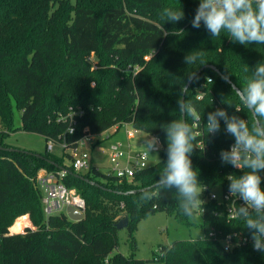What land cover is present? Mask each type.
I'll return each instance as SVG.
<instances>
[{
  "label": "trees",
  "instance_id": "obj_1",
  "mask_svg": "<svg viewBox=\"0 0 264 264\" xmlns=\"http://www.w3.org/2000/svg\"><path fill=\"white\" fill-rule=\"evenodd\" d=\"M198 3L0 0V146L13 147L5 137L17 129L37 132L46 143L50 139L64 143L62 155L46 150L42 158L23 150L0 149V264H264V253L254 251L251 241L231 250L224 248L225 235L236 232L250 237V233L242 221L228 217V202L206 198L215 187L228 190L229 174L243 172L221 164L220 150L234 142L223 131V121L221 131L211 136L204 125L207 113L220 107L229 114L241 107L235 114L251 120L231 84L222 77L227 74L233 84L242 87L252 68L264 61V44L244 46L227 33L211 37L203 25L192 28ZM169 7L183 10L184 19L171 23L162 18L163 9ZM190 53L197 61L186 64ZM206 65L215 66L223 76ZM192 75L196 76L184 99L196 105L201 117L199 148L191 156L206 187L201 195L205 202L196 216L200 214L199 222L181 213L175 189L147 201L140 198L141 191L124 194L149 187L159 178L167 159L161 125L179 118L180 89ZM197 91L204 92L203 99H195ZM14 106L21 111L19 127L14 122ZM188 122L195 121L189 118ZM124 124L160 138L157 162L132 180L120 179L93 163L84 172L75 170L71 152L86 134L96 136ZM62 167L67 170L61 182L86 203L79 221L62 210L45 211L39 174H57ZM157 211L174 215L189 226L199 223L203 236L162 244L149 259L114 252L120 218L128 217L127 228L133 237L137 223ZM24 214H29L34 228L11 233L10 227ZM21 218L17 229L27 222L26 217Z\"/></svg>",
  "mask_w": 264,
  "mask_h": 264
},
{
  "label": "clouds",
  "instance_id": "obj_2",
  "mask_svg": "<svg viewBox=\"0 0 264 264\" xmlns=\"http://www.w3.org/2000/svg\"><path fill=\"white\" fill-rule=\"evenodd\" d=\"M161 16L167 22L177 23L184 19L185 13L169 7L163 9ZM201 25L211 37H219L224 32L240 45L264 44V0H199L191 26L199 29ZM197 58L190 53L184 62L192 64ZM193 78L194 75L189 80ZM222 78L231 84L230 76L225 74ZM231 90L239 104L251 114V120L235 114L241 112V107H234L232 114L220 107L207 113L204 125L211 136L221 131L223 121V131L234 138L228 149L219 152L222 165H230L243 172L240 176H227L228 194L243 202L231 215L242 221L250 233L252 249L264 253V176L261 175L264 172V61L252 68L242 87L231 84ZM189 91L186 84L180 89L181 96L176 104L179 118L161 125L167 143L163 170L159 178L142 189L139 195L147 201L153 195L175 189L181 213L195 219L204 203L201 199L204 187L191 159L194 149L199 148L196 142L201 135L198 130L201 117L196 105L183 98L188 96ZM203 95L204 92L197 91L195 99L201 100ZM189 118L197 124H190ZM146 147L148 151L159 152L160 138L152 136L146 141Z\"/></svg>",
  "mask_w": 264,
  "mask_h": 264
},
{
  "label": "rangeland",
  "instance_id": "obj_3",
  "mask_svg": "<svg viewBox=\"0 0 264 264\" xmlns=\"http://www.w3.org/2000/svg\"><path fill=\"white\" fill-rule=\"evenodd\" d=\"M94 56H95L94 54L91 55L92 59L94 58ZM14 122L16 127H19L21 125V111H19L15 106H14ZM129 128L131 129V127ZM127 129L128 128L125 125H123V127H121V129L118 131V134L116 136L114 131H109V135L112 134V140L121 138L123 144L125 145V148H126V144L128 143V139L126 137ZM107 134L104 132L102 134L94 136L93 141H90L91 144L81 143L78 146L77 151L81 152L82 150L85 149L91 152V150L93 149L92 146L93 142H96L98 146H100L99 144L101 143L103 144L106 141H107L106 143L109 144L108 141L109 139L103 141V139H105ZM148 139H150V136L147 135V133L141 131L135 133V135L131 136L129 139V142L131 144L130 152L133 153L135 151H143V150L148 151L146 147V141ZM5 141L8 144L12 145L13 147L25 151H30L33 153L42 154L46 150H48V151H53L58 155L63 154V149L60 144L46 143L44 136L37 132L17 129L6 135ZM97 141L100 142L102 141V142L97 143ZM94 154L96 156L98 163L101 166V170L106 171L107 169L105 165L108 162L107 157L105 155L100 156L98 149L94 151ZM148 154H149V161H148L149 165L154 164L160 159L159 152L148 151ZM66 161L71 162V158L67 157ZM81 171L84 172L85 170H81ZM214 190L216 192H220V190L216 189V187L214 188ZM66 209L67 207L64 206L61 210L66 212ZM21 220H25V218L23 217L21 218ZM200 220L201 217L200 214H198V217L196 218V222H199ZM15 225L13 229L17 230ZM116 234L118 239V245L114 249V252H122L127 256L133 254L134 257L136 258L149 259L153 256L154 253L153 251L158 250L160 245L171 244L174 240L177 239L201 238L203 236V230L200 227L199 223L189 226L179 222L174 215H170L165 211H157L153 214L146 216L137 223L134 229L133 237L130 235L127 227L118 228Z\"/></svg>",
  "mask_w": 264,
  "mask_h": 264
},
{
  "label": "built area",
  "instance_id": "obj_4",
  "mask_svg": "<svg viewBox=\"0 0 264 264\" xmlns=\"http://www.w3.org/2000/svg\"><path fill=\"white\" fill-rule=\"evenodd\" d=\"M139 67H135V71ZM81 112V111H80ZM64 120L67 119L65 116H60ZM69 117L72 120V113L69 114ZM197 122H194L196 125ZM126 127L128 126V137L134 136L135 133L139 132L136 128H134L131 124H124ZM131 127V129L129 128ZM74 128L70 127L69 131L73 132ZM154 136V135H153ZM94 135L88 133L86 134L80 141L81 143H85L87 141H93ZM49 144L57 143L56 140L50 139L48 141ZM161 143V140H160ZM234 143V142H233ZM59 144L63 146V142ZM231 145V144H230ZM230 147V146H229ZM78 147L73 149V161L72 165L77 171L87 170L92 165L91 154L87 150H82L81 152L77 151ZM108 158L111 163L110 173L116 175L120 179H128L132 180L136 173H138L143 168L149 166V154L148 151H125L121 147V143H115L110 146L108 151ZM65 175V171H59L57 174L54 173H45L44 175H39V183L41 184L45 196H44V204L45 211L50 214L56 211L61 210L64 206H73L81 212H85L86 203L85 200L78 194L74 189H68L62 182L61 177ZM54 179H58L57 182H53ZM206 189V187L204 188ZM210 201H219L224 200L228 202L227 215L230 219L233 218L231 213H233L243 202L240 199L232 198L228 194V190L225 192H216L214 189L210 190L208 197L206 200ZM205 202V201H204ZM210 235H215L212 231ZM247 241H251L250 237L242 235L240 233L227 234L222 238V242L224 248L227 250H231L234 247L241 245Z\"/></svg>",
  "mask_w": 264,
  "mask_h": 264
},
{
  "label": "crops",
  "instance_id": "obj_5",
  "mask_svg": "<svg viewBox=\"0 0 264 264\" xmlns=\"http://www.w3.org/2000/svg\"><path fill=\"white\" fill-rule=\"evenodd\" d=\"M121 127H123V125L122 126H119V127H115V128H113V129H111V130H109V131H114V133H115V136L118 134V131L121 129ZM127 128H128V126H127ZM109 131H107V132H105L106 134H107V136L105 137V139H103V141H105V140H107V139H109L108 141H109V144H107L106 142H104L103 144L100 142V141H97V143H101V144H99L100 146H98L97 144H96V142H93L92 143V146H93V149L91 150V152L89 151V150H87V151H89L90 152V154H91V161H92V163L98 168V169H100L101 170V166H100V164L98 163V161H97V159H96V156H95V154H94V151L96 150V149H98V151H99V154H100V156H106L107 157V164L105 165L106 166V171L105 172H110V168H111V163H110V161H109V158H108V151H109V149H110V146L111 145H113V144H115V143H121V147L125 150V151H130L131 149V144H130V142H129V139H130V137H128V134H126V137H127V139H128V143L126 144V148H125V145L123 144V141H122V139L121 138H117V139H113L112 140V134L111 135H109ZM127 131H128V129H127ZM140 132V131H139ZM147 135H149L150 136V138L153 136L152 134H147ZM113 137H114V135H113ZM91 144V142L90 141H87V142H85L84 144ZM85 150V149H84ZM73 153V152H72ZM46 172L45 171H41L40 172V175H44ZM21 217H26L27 218V222H25L24 223V225H23V227H21V228H19V229H17V230H14L13 229V227H14V225H15V223L17 222V220L19 219V218H21ZM21 217H19L17 220H16V222L10 227V232L11 233H20V232H24V230H25V228L26 227H31V228H34V226H33V224H32V222H31V220H30V218H29V215L28 214H26V215H23V216H21Z\"/></svg>",
  "mask_w": 264,
  "mask_h": 264
},
{
  "label": "water",
  "instance_id": "obj_6",
  "mask_svg": "<svg viewBox=\"0 0 264 264\" xmlns=\"http://www.w3.org/2000/svg\"><path fill=\"white\" fill-rule=\"evenodd\" d=\"M206 67H210V68L214 69L215 71H217L220 75H222V73H221V72H220L215 66H213V65H206ZM195 76H196V75H194V78H195ZM222 76H223V75H222ZM194 78H193V79H194ZM193 79H192V80H188V82L186 83L187 87L190 86V84L192 83ZM230 82H231V81H230ZM231 84H233V83L231 82ZM183 98H184V97H183ZM0 149H4V150H7V151H22V149H19V148H16V147H5V146H0ZM23 151H24V152H27V153H30V154H35L36 156H38V157H40V158L43 157V155H42V154H39V153H33V152H30V151H25V150H23ZM62 169H63L64 171L67 170L66 168H63V167H62ZM79 176L82 177V178H84L85 180L91 182L92 184H96L94 181H91V180H89L88 178H86V177H84V176H82V175H79ZM57 181H58V179H54V180H53L54 183L57 182ZM146 188H148V187H144V188H140V189H134V190H131V191L125 192L124 194L136 193V192L141 191L142 189H146ZM66 214L68 215V217H69L70 219H72V220H74V221H79V220L83 219V217H84V213L81 212V211H79L78 209H76V208L73 207V206H68V207H67V209H66ZM128 223H129V219H128L127 216H125V217L120 218V220L116 223V227H117V228L127 227Z\"/></svg>",
  "mask_w": 264,
  "mask_h": 264
},
{
  "label": "bare ground",
  "instance_id": "obj_7",
  "mask_svg": "<svg viewBox=\"0 0 264 264\" xmlns=\"http://www.w3.org/2000/svg\"><path fill=\"white\" fill-rule=\"evenodd\" d=\"M73 161V160H72ZM72 163V162H71Z\"/></svg>",
  "mask_w": 264,
  "mask_h": 264
}]
</instances>
